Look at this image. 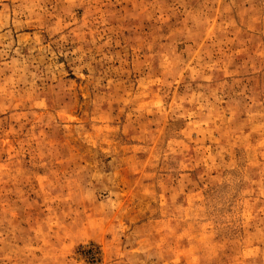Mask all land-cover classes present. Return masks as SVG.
Returning a JSON list of instances; mask_svg holds the SVG:
<instances>
[{"label": "rangeland", "instance_id": "rangeland-1", "mask_svg": "<svg viewBox=\"0 0 264 264\" xmlns=\"http://www.w3.org/2000/svg\"><path fill=\"white\" fill-rule=\"evenodd\" d=\"M0 264H264V0H0Z\"/></svg>", "mask_w": 264, "mask_h": 264}]
</instances>
